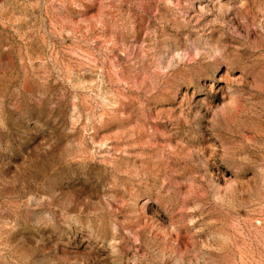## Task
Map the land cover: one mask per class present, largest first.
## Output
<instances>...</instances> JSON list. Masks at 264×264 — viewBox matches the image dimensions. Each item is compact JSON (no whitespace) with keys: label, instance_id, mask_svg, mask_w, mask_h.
<instances>
[{"label":"rangeland","instance_id":"rangeland-1","mask_svg":"<svg viewBox=\"0 0 264 264\" xmlns=\"http://www.w3.org/2000/svg\"><path fill=\"white\" fill-rule=\"evenodd\" d=\"M0 264H264V0H0Z\"/></svg>","mask_w":264,"mask_h":264}]
</instances>
